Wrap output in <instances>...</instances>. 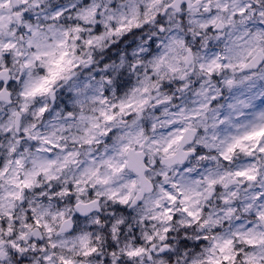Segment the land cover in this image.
Wrapping results in <instances>:
<instances>
[{
  "label": "clouds",
  "instance_id": "clouds-1",
  "mask_svg": "<svg viewBox=\"0 0 264 264\" xmlns=\"http://www.w3.org/2000/svg\"><path fill=\"white\" fill-rule=\"evenodd\" d=\"M0 264H264V0H0Z\"/></svg>",
  "mask_w": 264,
  "mask_h": 264
}]
</instances>
